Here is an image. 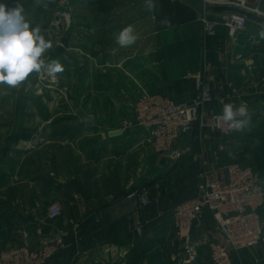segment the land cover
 Segmentation results:
<instances>
[{
	"label": "crops",
	"instance_id": "1",
	"mask_svg": "<svg viewBox=\"0 0 264 264\" xmlns=\"http://www.w3.org/2000/svg\"><path fill=\"white\" fill-rule=\"evenodd\" d=\"M152 2V8L143 0L134 2V11L103 14V28L114 22L112 45L99 41L96 62L85 60L79 71L71 64L54 75L51 107L62 101L64 108L38 113L36 134L48 133L46 143L31 149L19 138L2 147L0 250L22 242L39 247L62 229L65 246L47 264H213L210 243L224 242V236L212 211L205 209L194 223L197 255L191 262L169 212L197 193L204 170L226 178L224 166L240 162L264 176V82L256 84L264 76L259 36L264 23L249 19L232 38L222 23L227 11L212 8L230 0ZM248 4L254 7L256 1ZM203 18L215 22L213 34H204ZM128 25L137 40L121 47L115 37ZM87 43L68 49L88 54ZM203 76L212 78L236 108L247 104L251 122L243 134L224 137L209 119L199 140L194 131L179 140L193 150L174 158L155 152L139 130L122 129L142 88L185 101L200 93ZM220 105L205 108L210 113ZM117 129L121 132L110 133ZM32 154L36 160L29 161ZM135 188L146 190L149 205L128 196ZM53 200L63 206L55 221L46 216ZM232 259L233 264H264V240L233 252Z\"/></svg>",
	"mask_w": 264,
	"mask_h": 264
},
{
	"label": "built area",
	"instance_id": "2",
	"mask_svg": "<svg viewBox=\"0 0 264 264\" xmlns=\"http://www.w3.org/2000/svg\"><path fill=\"white\" fill-rule=\"evenodd\" d=\"M255 1L258 3L256 7L248 5V0H232L230 4L264 16V10L260 9L262 0ZM202 20L204 34H213L215 22L206 18ZM248 22L249 18L245 14L234 11L224 13L222 20L232 38L244 30ZM263 82L264 76L256 84L259 86ZM231 86L236 91V87ZM218 101L221 103L220 107L209 113L205 108L206 104ZM228 103L236 108L233 100L225 99L221 88L214 86L212 78L208 76H203L200 93L185 101H177L167 94L142 88L133 104L131 115L123 121L122 129L135 128L143 134V138L155 152L180 158L191 152L193 147H181L178 142L194 131L198 119L201 127L208 124L210 119V125L224 137L244 133L246 127L242 130H229L226 123L217 121L216 117L222 115L223 107ZM44 140L43 133L39 132L27 140V147L34 148ZM224 167L226 178L210 177L207 171H202L197 193L176 203L169 212L175 233L183 240L188 262L197 255L192 228L205 209L212 211L215 226L224 236V242L210 243L213 264H233V252L254 247L264 240L263 174L253 166L240 162H232ZM128 196L143 206L151 203L143 188L131 190ZM62 210L61 202L53 200L47 206L46 216L55 221ZM65 238L66 231L59 229L42 241L39 247H32L26 242L8 246L0 250V264H47L65 246Z\"/></svg>",
	"mask_w": 264,
	"mask_h": 264
},
{
	"label": "rangeland",
	"instance_id": "3",
	"mask_svg": "<svg viewBox=\"0 0 264 264\" xmlns=\"http://www.w3.org/2000/svg\"><path fill=\"white\" fill-rule=\"evenodd\" d=\"M141 1L143 2V0H41L37 4L35 0H21L24 7L23 14L30 27L39 28L45 39L52 43V48L47 50L42 58L46 63L58 61L63 67V73L71 64L79 71V64L85 60L96 62L93 57H96L100 50L99 41L112 45L111 30L114 22L106 21L107 27L103 28V14L108 16L128 10L134 11L133 8H138L134 2L138 4ZM50 2L54 5L50 6ZM0 3L13 8L17 0H0ZM257 5L258 3L254 7ZM260 9L264 10V4H260ZM52 24L56 25L55 29L52 28ZM87 37H89L88 43L83 40L88 39ZM86 43L88 54L81 53L79 49H68L71 45L80 46ZM55 74L42 70L39 74H31L18 88L0 85V138H2L0 164L3 159L2 147L12 145L11 142L19 138L28 140L36 136V126L40 122L38 113L46 116L48 109L55 107L54 103V107H51L50 100L55 94L53 88ZM62 90L67 92V87L64 85ZM55 108H64V103L58 101ZM1 130H4L3 133ZM7 130L8 132L5 133ZM43 135L45 140L39 145L46 143L48 139V133ZM28 158L29 161L36 160V154ZM2 166L4 165H0V179L6 172Z\"/></svg>",
	"mask_w": 264,
	"mask_h": 264
},
{
	"label": "clouds",
	"instance_id": "4",
	"mask_svg": "<svg viewBox=\"0 0 264 264\" xmlns=\"http://www.w3.org/2000/svg\"><path fill=\"white\" fill-rule=\"evenodd\" d=\"M35 2L39 4L41 0ZM153 6L152 0H148V7ZM23 13L21 0H17L13 8L0 3V85L10 88H18L31 74H39L42 70L49 74L63 71L58 61L46 63L42 58L52 48V43L45 39L39 28L30 27ZM259 36L264 39V26ZM115 39L121 47H127L136 42L137 36L134 28L128 25L116 34ZM216 119L226 123L229 130H242L251 122L247 104L243 102L235 109L232 104H225L222 115Z\"/></svg>",
	"mask_w": 264,
	"mask_h": 264
},
{
	"label": "water",
	"instance_id": "5",
	"mask_svg": "<svg viewBox=\"0 0 264 264\" xmlns=\"http://www.w3.org/2000/svg\"><path fill=\"white\" fill-rule=\"evenodd\" d=\"M54 4L52 2H50V6H53ZM213 9L217 10V11H234V12H239V13H242V14H245L249 19H252V20H256L258 22H262L264 23V16L256 13V12H253L251 10H247V9H244L236 4H224V5H215L212 7ZM52 28H56V25L55 24H52ZM200 120L198 119L195 123V128H194V134H195V138L197 140L200 139ZM121 131L119 129L117 130H112L110 133L112 135L114 134H118L120 133ZM44 232H48L50 230V228L47 226V227H44L43 228Z\"/></svg>",
	"mask_w": 264,
	"mask_h": 264
}]
</instances>
